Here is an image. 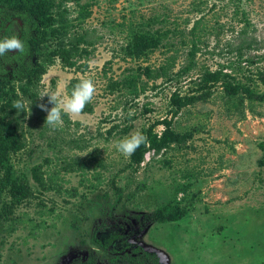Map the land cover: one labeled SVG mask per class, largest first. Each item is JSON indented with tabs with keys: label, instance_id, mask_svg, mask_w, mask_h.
Wrapping results in <instances>:
<instances>
[{
	"label": "rangeland",
	"instance_id": "obj_1",
	"mask_svg": "<svg viewBox=\"0 0 264 264\" xmlns=\"http://www.w3.org/2000/svg\"><path fill=\"white\" fill-rule=\"evenodd\" d=\"M55 2L59 15L44 31L58 32L47 34L44 51L60 43L68 48L81 37L86 42L78 47L87 53L71 69L55 59L38 81L12 83L15 95L9 99L12 104L22 99L25 105L24 111L14 108L12 113L21 117L17 134L24 147L10 159L33 195L12 212L15 220L0 213V264H83L90 254L95 264H107L106 256L112 248L120 251L122 240L127 249L119 254L142 249L155 254L159 264H264L262 251L256 249L240 251L239 258L225 257L231 254V243L261 239L264 213L256 212L264 207V101L253 103V113L245 102L241 120L242 107L236 109L217 83L207 101L184 108L173 119L172 131L187 136L180 144L158 155L146 152L136 170L126 166L128 157L116 148L130 133L170 118L172 92L195 87L190 80L204 70L223 69L243 83L264 71V0ZM13 23L2 29L5 37L21 21ZM145 34H154L157 47L142 60L127 56V47ZM36 55L27 48L16 59L24 67ZM191 59L195 65L178 77ZM138 67H150L155 75L141 76L143 93L133 100L108 93L110 82L131 69L137 73ZM85 78L96 86L88 104L92 112L63 115V126L56 129L45 124L47 113L38 105H53L47 96L38 97L70 96ZM258 87L264 91V85ZM23 89L34 93L33 100ZM144 106L150 111L143 114ZM163 129L158 125L154 131L160 135ZM34 166L43 175V186L33 180ZM174 197L187 211L184 219L159 223L157 208ZM113 233L121 237L119 243L103 248Z\"/></svg>",
	"mask_w": 264,
	"mask_h": 264
},
{
	"label": "trees",
	"instance_id": "obj_2",
	"mask_svg": "<svg viewBox=\"0 0 264 264\" xmlns=\"http://www.w3.org/2000/svg\"><path fill=\"white\" fill-rule=\"evenodd\" d=\"M7 9V10H5ZM8 9L14 10L15 14L8 12ZM56 2L55 0H0V38H2L3 33H1V27H5V22H7L8 27H12V19L18 18L22 21V26L19 28V32H10L8 36L17 35L28 48L30 47L34 54H38L34 58V63H29L26 69H22L20 72L18 63L16 60L17 54H10L9 52L0 58H3L4 63L0 65V197L3 193H7L8 197L11 198L10 204H7L0 200V213L4 215L5 219L10 218L9 215L12 214L14 207L22 203L24 200L32 197L33 193L31 188L28 186L24 173L20 170L15 171L10 161V156L12 154H17L24 147L22 143L18 140L17 131L19 126L21 127V117L20 115L14 116V108H12V99H9L10 95L14 94L13 82L16 80L22 81L26 80L27 84L38 81L39 78L45 73L46 67L50 65L55 59H58L63 68L71 69L76 63L77 59H80L83 54L87 53L85 48H79V42H86L84 38L78 37L76 42H69V47L66 48L62 46V43L59 46L55 47L48 52L44 51V47L48 43L47 34L55 35L58 31L53 29L52 31H44L51 21H55L56 14ZM50 10L55 13H50ZM14 16V17H13ZM149 34V33H148ZM142 35L136 37L134 41L127 47L129 53L127 56L132 58H139L142 60V56L146 55L145 53L149 49H154L158 45V39L152 35ZM242 47L238 48V52L241 54ZM20 54V53H19ZM190 58L193 56V51L190 53ZM39 58L43 61H40ZM127 59L126 57H124ZM9 59H13L9 60ZM191 65H195L192 59L189 63L178 72V77H181L183 74L191 68ZM136 71V70H135ZM133 72L131 69L127 71V76L120 80L110 82L107 85V91L109 94L119 93L121 95H128L130 99L137 98L144 89L139 86L141 81V76L144 75L146 78H154L155 75L152 74L150 67L137 68V73ZM173 79V78H172ZM171 80V78H167ZM192 84L195 87L187 92H181L176 89L172 92L169 98V107L170 118H164L162 120H155L152 122L146 129L143 128L141 133L147 137V143L142 144L134 154L128 157L127 167H133L136 170L142 163L146 152H153V155H158L162 151L169 148L171 144H180L183 142L187 136L176 134L172 131L173 119L176 118L178 113L188 106L194 105L198 102L207 101L211 94L212 89L215 88L217 83H220L219 86L222 87L223 94L226 95L229 99L231 98L232 105L239 110H241L240 119L245 118V102H247L248 111L253 113L251 109L253 103L260 104L264 101V91H260V88H256V84L264 85V71H258L256 79L252 80L248 77V83L235 82L230 73H224L223 69L216 71H209V69L204 70L201 74L193 79ZM76 80H72L71 83H76ZM27 89V88H26ZM26 89H23V93L30 100H33L35 96L34 93L28 92ZM5 101V102H4ZM150 111L147 109V106H144L142 113ZM83 112L91 113L92 108L87 105ZM257 115H261L259 112ZM162 125L164 127L160 135H158L154 129ZM130 129L129 126L122 129V132H127ZM22 138V133L19 134ZM190 137L189 134H187ZM261 148L264 149L262 145ZM263 163L262 161L260 164ZM38 166L31 168V173L34 182L42 184L43 175L39 173ZM43 186V184H42ZM118 198L120 194L117 195ZM119 202V200H117ZM187 211L185 210L182 201H178L176 197L172 200L166 202L165 205L157 208L156 211V221L159 223H172L180 222L184 219ZM258 214L264 213V207L257 210ZM14 219V218H10ZM15 220V219H14ZM263 227L260 232V237L255 243L252 242L249 244L246 243H231L229 245L231 254H227L226 258H239L240 251H252L254 249L260 250L263 253L264 257V220L262 221ZM258 236V237H259ZM121 237L113 233L106 240L105 244L102 243L103 248H107L112 242L117 241ZM123 246L120 251L116 248H112L111 252L106 257L107 264H159L158 258L153 253H148L142 249L131 250L130 252H119L127 249V245H124L123 240L119 243ZM239 245H241L239 247ZM233 251V252H232ZM90 254L86 262L83 264H95V258L91 257ZM82 264V263H81Z\"/></svg>",
	"mask_w": 264,
	"mask_h": 264
},
{
	"label": "clouds",
	"instance_id": "obj_3",
	"mask_svg": "<svg viewBox=\"0 0 264 264\" xmlns=\"http://www.w3.org/2000/svg\"><path fill=\"white\" fill-rule=\"evenodd\" d=\"M12 51L23 53L25 51L24 42L17 35L0 38V57ZM95 93L96 86L94 82L85 78L73 86L70 96L61 97L59 93H44L40 95L38 98L43 99L47 96L48 102L53 105L51 108H48L45 104L38 105L42 111L47 113L45 124L56 129L63 126V115H67L70 118L80 116L85 107L93 100ZM24 107L22 99L13 102L12 108H15L18 113L24 111ZM145 143H147V137L143 133L135 131L117 141L116 148L124 156L130 157Z\"/></svg>",
	"mask_w": 264,
	"mask_h": 264
},
{
	"label": "flooded vegetation",
	"instance_id": "obj_4",
	"mask_svg": "<svg viewBox=\"0 0 264 264\" xmlns=\"http://www.w3.org/2000/svg\"><path fill=\"white\" fill-rule=\"evenodd\" d=\"M13 21H15V22H20L21 20L20 19H18V18H13L12 19V22ZM12 24H15V23H12ZM22 26V21H21V23H20V26L19 27H17V29H16V32H17V34H18V32H19V28ZM4 28H7V29H10V28H12V27H8V26H5V27H1V33H2V29H4ZM10 32H13L12 30H10ZM2 37H5L4 35L2 36ZM7 37V36H6ZM27 48H28V46L26 45V47H25V51L23 52V53H25L26 52V50H27ZM29 49L31 50V48L29 47ZM17 52V51H16ZM14 53V54H17V53ZM10 54H13V53H10ZM17 60V59H16ZM18 61V60H17ZM29 63H34V59H33V61H26V62H24V67H21V66H19L20 68H19V70H20V72L22 71V69L24 68V69H26L28 66L27 65H29ZM23 69V70H24ZM18 80H16L15 82H17ZM16 98H17V96H15ZM1 103H3V101L1 102ZM10 161H11V159H10ZM5 195H7V193L5 192V193H3L2 194V196L0 197V200L1 201H3V202H5V203H7V204H10V201L9 200H11V198H9L8 197V195L7 196H5ZM20 205V204H19ZM19 205H17L16 207H14V209H13V212L15 211V209L19 206ZM0 206H2V205H0ZM9 217H10V215H9ZM9 220L10 221H12V220H14V219H10L9 218Z\"/></svg>",
	"mask_w": 264,
	"mask_h": 264
}]
</instances>
